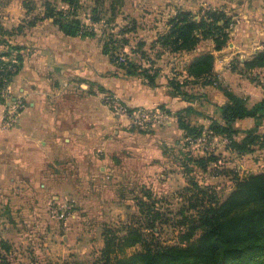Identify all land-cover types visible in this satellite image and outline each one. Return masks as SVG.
I'll use <instances>...</instances> for the list:
<instances>
[{"label": "crops", "instance_id": "0c3cea01", "mask_svg": "<svg viewBox=\"0 0 264 264\" xmlns=\"http://www.w3.org/2000/svg\"><path fill=\"white\" fill-rule=\"evenodd\" d=\"M123 3L122 10L133 18L140 17L141 12L149 19H159L163 29L154 28L156 35L166 32L168 21L181 11L197 14L200 10L222 9L238 22L231 32V43L221 51L215 50L213 40H207L192 53L163 54L172 59L161 65L162 70L158 68L157 87H150L140 77L115 76V64L104 54L103 46H65V39L73 37L64 35L52 19L23 28L12 36L0 33L10 44L16 40L21 48L23 63L10 91L15 99L26 104L12 128L2 124L5 107L0 106V224L6 226L8 219L17 222L12 217L16 212H22L18 218L21 225L39 221L38 212L45 211L52 199L67 200L74 196L82 211L92 212L98 208L95 203L102 204L99 196L115 194L118 187L137 183L154 192L158 189L156 184L151 186L158 178L156 173L166 168L165 153L171 138L181 135L177 120L162 132L164 142L159 147L158 141L148 139V135L140 138L127 132V123L113 116L105 105L104 94L117 97L129 110L164 108L176 114L192 106L199 112L195 113L197 116L208 113L209 118L198 119L206 130L212 120L222 122L219 108L227 104V98L219 86L248 99L250 106L264 99L263 86L256 84L258 80L264 82V68L254 71L244 68V62L262 48L259 42L264 37V0H123ZM20 8L23 12V6ZM24 18L25 11L20 19L11 18V24H3L4 31L24 26ZM8 49L9 46L0 44V58H5ZM206 54L215 57L213 85L189 78L186 71L195 58ZM177 71L180 74H175ZM173 79L188 80L189 85L183 90L197 97L193 103L173 92L169 85ZM255 126L254 119L239 120L233 125L240 131ZM263 129L264 122L259 132L264 133ZM143 141L147 144L137 150L135 143ZM131 151H137L138 155ZM136 163L141 166H135ZM161 178L166 179L163 175ZM2 233L0 230V241L11 244Z\"/></svg>", "mask_w": 264, "mask_h": 264}, {"label": "trees", "instance_id": "16d2710c", "mask_svg": "<svg viewBox=\"0 0 264 264\" xmlns=\"http://www.w3.org/2000/svg\"><path fill=\"white\" fill-rule=\"evenodd\" d=\"M104 5L106 0H96L94 8L97 7L93 12ZM123 6V0H109L107 9L113 19L120 14ZM80 9L81 0H45L43 11L33 20H26L24 26L18 27L14 33L2 28L0 31H3V36H12L23 28H32L42 21L52 19L68 37H94V30L82 22ZM27 14H30L29 10ZM89 20L98 24L101 18L95 15ZM230 25L231 18L222 9H205L197 14L181 11L168 21L167 31L158 35L151 49L160 50L157 59H161L164 53H192L202 42L213 40L215 50L221 51L231 40ZM0 44L9 46L3 57L9 58L12 52L17 53L15 60L21 69V48L12 46L5 40H0ZM144 45L139 44L142 47ZM103 51L105 55L110 54L108 44H104ZM145 55L146 52L141 53L142 57ZM126 61L124 64L117 63L125 69L128 68V76L140 77L150 87H157L159 69H155L152 60L149 61L151 66L147 68L130 60ZM214 62L215 57L212 54L195 58L186 69L188 77L205 80L207 84L213 85L216 83ZM244 68L247 71L264 68V51L257 52L245 61ZM1 76L0 73L2 88L4 82ZM6 77L7 82L13 79L10 74ZM169 85L185 101L193 103L196 99L194 95L183 90L189 85L188 80L181 82L173 79ZM219 87L227 98V104L219 108L222 122L212 120L208 133L211 137L228 141L227 147L239 156L264 150V133L259 132L258 123L264 118V99L250 106L248 99ZM191 113L192 106L176 113L177 122L186 137L198 138L204 128L189 122ZM244 119L256 120L255 128L240 131L233 127L237 121ZM189 157L188 162L182 165L187 185L178 194L182 204L176 212H172L170 206L166 205V200L159 198L153 190L140 188V196L135 198L138 220L120 228H105L102 234L104 246L95 264H264V171L235 179L233 190L225 199L220 200L212 188L201 186L189 176L195 169L207 173L211 165L217 168L220 160L212 155ZM228 172L217 170L214 176H225L223 174ZM164 228L176 232L174 244L161 240L160 235ZM133 249L134 252L129 255L127 251ZM11 250L12 245L9 242L0 241V264L9 263L6 256L11 254Z\"/></svg>", "mask_w": 264, "mask_h": 264}, {"label": "rangeland", "instance_id": "374dc122", "mask_svg": "<svg viewBox=\"0 0 264 264\" xmlns=\"http://www.w3.org/2000/svg\"><path fill=\"white\" fill-rule=\"evenodd\" d=\"M44 1L45 0H0V30L1 28L5 30L6 27L5 25L3 26V24H11V18L20 19V15L24 13V11L25 18L23 21L21 20L22 23L25 24L27 22L26 20H33L35 16L43 11ZM95 1L96 0H81L82 9L79 10L82 22L89 29L92 28L94 30L95 36L65 39L67 42H64L65 46H104L105 43L108 44L110 54L106 56L115 64V76L122 78L132 77L127 75L128 68L125 69L118 64L122 62L124 64L125 60H130V62L142 65L143 68L151 66L149 61L152 60L155 63V69L161 68V70L162 64L171 62L172 57L167 55L165 57L162 55L161 59H157L158 53L161 51L158 49H151L152 43L158 37L155 33V29H163L162 22H160L159 19H149L142 15L143 13L141 12L139 13L140 17L133 18L127 15L126 10H121L120 14L113 19L107 9L109 0H106V5H104V7H99L96 12H93L97 7L94 8ZM10 3H12L11 10L8 8ZM21 6H23V12L20 8ZM7 9L10 11H7ZM28 10L30 11L29 15L27 14ZM95 15L101 18L98 24H93V22L89 20L90 17L94 18ZM229 17L231 18L230 32H232L238 19L232 16ZM16 29L14 27L13 29L7 28V31L14 33ZM1 32L3 31H0V33ZM15 34H19V31ZM262 39L263 40L259 42V46H262L260 51H264V37H262ZM0 40L7 41L1 34ZM229 43H231V40ZM229 43L227 46H229ZM17 44L16 40L13 39L11 45L19 46ZM139 44L145 45L142 47L139 46ZM142 52H144V54L146 52L145 57L141 56ZM16 55V52H12L9 58H0V60H2L0 61V69L6 65H10V63L14 65L15 71L10 74L12 78L20 71L19 64L15 60ZM14 61L16 63H12ZM177 73L180 74L179 71L175 74ZM251 78L253 80L255 79L254 77ZM12 81L7 82L6 86H2V88L0 87V106L5 107L2 124L8 123L7 126L10 128L15 126L17 122L15 117L26 107L22 99H15L13 97L10 91ZM256 84L263 86L264 82L258 80ZM107 97L113 96L104 94V103L106 106ZM114 98L118 99L117 97ZM139 109H145L153 114L154 112L161 111L160 113H166L169 118L165 124H157L148 129H141L138 126H134L132 121H129L128 118H122L116 114L115 117L127 123L125 124L122 122V125L125 124V127L128 128L129 131L127 132H132L140 138H147L146 135H148V139L157 140L160 147V143L164 142L161 140L163 139L162 132L166 131L170 123H175L177 120L176 114H171L164 108H138L135 110ZM11 111L15 113L14 116L9 115ZM110 111L113 115V111ZM195 113L199 112L193 109V113L188 117L189 122L194 126L204 128V126L199 123L198 119H201L203 116L209 118L208 113L201 112L198 116ZM263 122L264 118L258 122L260 125L259 131L263 126ZM159 131L161 133L158 134ZM180 132L179 134L181 135H179V137L173 136L171 138L172 142L170 141L171 143L167 148V153H165L167 156L166 168L162 169L163 172L159 170L158 173H156L158 178L154 180L151 185L155 186L154 184H156V186H158V189L155 190L157 196L166 200V205L170 206V209L173 210L172 212H176L182 204V199L178 194L187 185V179L184 177L185 171L182 165L184 166V163L188 162L189 156L196 158L212 155L220 160L218 167L215 168L214 165H211L207 173L195 169V171L189 175L201 186L212 188V190L216 192L217 198L220 200L225 199L233 190L235 179L264 171V152L262 151H256L250 155L239 156L227 147L228 141L220 139L219 137H211L206 129H203L202 135L198 138L194 136L186 137L183 131ZM176 140H178V142ZM143 144L146 145L147 142L135 143L137 150L141 149ZM131 152L138 155L136 153L137 151ZM135 166L138 167L141 165L136 163ZM217 170L219 172H229L223 174L225 176L215 177L214 173ZM137 173L143 174V171H135V174ZM162 175L166 177V179H162ZM140 188L141 186H137L136 183L129 185V187H118L115 194L99 196L102 200V204L100 206L98 205L99 202L95 203L97 204L95 207L98 208H93L94 211L92 212L82 211L78 207L79 203L73 198L74 196L72 198L70 196L67 200L52 199L49 201L45 211L38 212L40 215L38 216L39 221H33L34 223L26 222L24 225L19 224L18 218L22 212H16L12 217L16 218L17 222L8 219L5 222L6 226L0 224V230H3L2 234L5 232L7 240L12 242L11 254L6 256L9 262L8 264H95L99 260L101 250L104 246L102 234L105 228H120L124 224L138 220L139 217L135 205V198L140 196ZM8 215L11 216V212L8 213ZM160 238L162 241L174 244V242H176V232L170 228H164ZM133 252L134 249L127 251L129 255Z\"/></svg>", "mask_w": 264, "mask_h": 264}, {"label": "built area", "instance_id": "2783aa9c", "mask_svg": "<svg viewBox=\"0 0 264 264\" xmlns=\"http://www.w3.org/2000/svg\"><path fill=\"white\" fill-rule=\"evenodd\" d=\"M12 63L16 62L14 61ZM13 68L14 65L10 63V65L4 66L0 69V73L2 74L1 78H3L4 86H6L7 84L6 75L11 74V72H14L15 68ZM106 103L110 110L113 111L114 116L116 114L122 118H128L129 121H132V124L134 126H138L141 129H148L156 126L157 124H165L167 122V119L169 118L166 113H160V110V112H154V114L149 113L145 109H139L130 112V110H128V108L122 102H120L118 99H115L114 97H107ZM9 115L14 116L15 113L11 111L9 112Z\"/></svg>", "mask_w": 264, "mask_h": 264}]
</instances>
